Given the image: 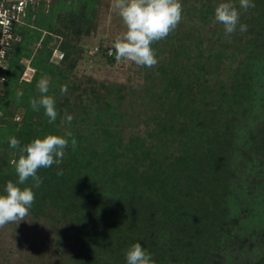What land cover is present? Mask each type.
<instances>
[{"label":"rangeland","instance_id":"obj_1","mask_svg":"<svg viewBox=\"0 0 264 264\" xmlns=\"http://www.w3.org/2000/svg\"><path fill=\"white\" fill-rule=\"evenodd\" d=\"M222 2H231L237 7L239 23L247 25L246 31L241 32L238 25L235 33L225 35L223 25L214 16L215 7ZM181 3L182 19L176 29L152 45L158 60L152 68L138 67L127 60L110 63L95 51L103 39L113 47L116 36L126 30L111 7L112 0L97 2V14L90 28L76 40L78 50L74 55L77 59L74 67L66 66L72 58L62 62L59 56L63 52L59 51L61 44L73 39L71 29L63 28L66 36L52 34L51 58L57 67L45 76L50 80L48 94L56 101L58 116L50 124L45 115L44 125L52 127V133H44L63 136L70 130L77 147L73 150L69 138L62 163L44 169L49 176L63 167V178L72 175L71 180L79 181L84 192L85 184L101 188L104 182L117 185L113 189L117 195L124 194L125 200L130 198L126 190L129 179L138 180L140 186L141 175L159 180L153 190V186L144 187L148 197H153L155 192L164 196L174 185L177 191H190L193 197L200 193L194 180L187 181L185 173L179 174L176 168L183 159L186 163L183 169L188 173L190 167L197 168L202 151L207 145L211 146L206 142L209 135L223 129L214 122L201 127L210 119L214 106L221 105L217 115L222 119L220 124L230 121L233 114L228 109L234 107V102L228 96L224 98L221 86L231 92L229 85L243 80L245 64H248L247 41L252 36L250 22L260 10L254 0L255 7L247 10L240 7L239 0H181ZM38 45L33 44V52ZM23 61L27 66L24 77L30 79L35 69L30 66V59ZM6 68L7 63L0 62V81L4 79ZM187 73L190 74L188 78L194 79V88L184 90L181 108H178L175 104L180 100V88H173L171 92L173 77L183 78ZM53 75L57 80L54 84L51 82ZM42 77L35 80L36 85ZM65 84L68 91L62 95L60 88ZM2 88L4 84L0 82V91ZM205 94L207 107L202 102ZM4 110L12 113V117L7 118L0 112L3 117L0 125L5 123L3 120L21 122L23 108L11 102ZM66 114L74 117L70 126L64 122ZM182 126L186 127L185 131L180 130ZM213 126L218 128L215 132ZM202 130L210 133L204 134ZM225 131L230 132L229 129ZM214 144L216 152L220 146L217 142ZM215 173L218 174L219 169L212 170V174ZM157 184H163L164 188L155 187ZM51 203L48 199L47 204L38 208L33 205L24 220L0 228V264H79L77 258L86 255L96 254L97 259L110 257L106 250L108 242L94 239L95 232L99 231L97 225L91 223L92 230L85 228L82 223L60 213ZM109 223L114 227L116 221L111 219ZM133 240L134 237L130 242ZM119 245H122V238L117 236L109 247ZM127 249L128 246L122 250ZM125 254L117 255L116 252V264L122 261L127 264ZM101 260L96 262L102 264Z\"/></svg>","mask_w":264,"mask_h":264},{"label":"trees","instance_id":"obj_2","mask_svg":"<svg viewBox=\"0 0 264 264\" xmlns=\"http://www.w3.org/2000/svg\"><path fill=\"white\" fill-rule=\"evenodd\" d=\"M98 1L50 0L45 9L40 5L30 7L25 23L14 29L15 36L20 38L12 41L4 58L7 68L0 81L4 84L0 91V112L11 118L12 113L4 110L11 102L24 111L20 123L3 120L5 123L0 125V194L4 193L7 181L18 180L11 162L18 158L19 151L9 146V137H16L24 146L35 138H43L44 132L52 133V127L44 125V109L33 111L29 104L31 98L40 96L35 80L53 73L57 67L51 58L52 34L66 36L63 28L71 29L73 39L65 40L59 51H63L60 60L67 62L72 58L66 66L74 67L77 61L74 55L78 50L76 40L90 28L97 14ZM254 1L258 2L260 11L250 22L252 36L247 41L248 64H245L243 80L229 85L231 92L221 86L224 98L228 96L234 102V107L228 109L233 115L230 121L220 124L222 119L217 115L221 105L214 106L210 119L201 127L214 122L223 129L216 133L218 128L213 126L215 134L209 135L206 141L211 146L207 145L202 151L197 168L190 167L188 173L183 169L184 159L176 168L179 174L185 173L187 181L194 180L197 191L200 189L196 197L190 191H177L176 185L164 196L155 192L153 197H148L144 187L153 186V190L159 180L141 175L142 187L138 186V180L129 179L126 190L130 198L125 200L124 194L117 195L113 189L117 185L103 182L101 188H96L85 184L84 192L79 181L71 180L72 175L64 179L57 175L56 169L52 176L44 171L45 168L38 170L43 183L40 188H33L36 190L33 205L38 208L49 199L60 213L82 223L85 228L92 230L91 223L97 225L99 231L95 232L94 239L109 244L106 247L110 252L108 259H97L96 254L86 255L77 258L79 264H99L98 260L102 264H112L114 260L116 264V252L122 255L134 243H140L157 264H264V0ZM105 41L103 39L95 51L114 63V48ZM34 43H39L35 52ZM24 58L30 59V66L35 69L30 79L24 77L27 67ZM189 76L187 73V79L173 77L171 92L173 88H180V100L175 104L178 108H181L184 90L194 88V79ZM55 81L53 75L51 82ZM18 90L24 93L19 103L16 100ZM206 94L202 95V102L207 107ZM13 96L15 101H12ZM180 130L185 131L186 127ZM214 142L220 146L216 152ZM61 168L64 174L65 169ZM216 169L219 173L213 175L212 170ZM32 183L29 179L20 187H31ZM155 187L164 188L163 184ZM111 219L116 221L114 227L110 226ZM117 236L122 238V245L109 247ZM126 246L128 249L123 251Z\"/></svg>","mask_w":264,"mask_h":264},{"label":"clouds","instance_id":"obj_3","mask_svg":"<svg viewBox=\"0 0 264 264\" xmlns=\"http://www.w3.org/2000/svg\"><path fill=\"white\" fill-rule=\"evenodd\" d=\"M241 8L247 10L255 7L252 0H239ZM112 9L122 19L125 31L117 35L114 42V55L117 63L121 60L134 62L138 67L152 68L158 60L152 44L166 38L173 32L182 19L181 0H112ZM215 20L223 25L225 35H231L237 30L244 32L247 25L240 24V12L231 2L219 3L214 10ZM50 80L43 76L37 84L40 93L39 98H31L29 101L33 111L44 109L48 122L54 123L58 116L56 101L48 95ZM61 94H66L68 86L62 85ZM23 91L16 92V100L19 103L23 97ZM74 117L65 115L69 126ZM69 138L73 150L77 147V140L68 130L63 136L47 134L43 138H35L30 143L21 146L16 137H9V146L18 149L19 156L11 163L14 166L18 180L6 182L4 193L0 194V228L8 223H19L29 214L35 202L33 188H40L43 180L37 174L41 168H50L54 164L62 163L65 149L69 146ZM58 176L63 171L57 172ZM31 179V187H23ZM127 264H155L151 254L140 243H134L126 251Z\"/></svg>","mask_w":264,"mask_h":264},{"label":"built area","instance_id":"obj_4","mask_svg":"<svg viewBox=\"0 0 264 264\" xmlns=\"http://www.w3.org/2000/svg\"><path fill=\"white\" fill-rule=\"evenodd\" d=\"M50 0H0V62L4 61L6 51L11 46L12 41L20 37L15 36L16 26L25 23V18L30 7L39 5L45 9ZM97 48V47H96ZM63 57V52L59 54Z\"/></svg>","mask_w":264,"mask_h":264}]
</instances>
